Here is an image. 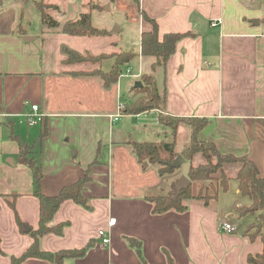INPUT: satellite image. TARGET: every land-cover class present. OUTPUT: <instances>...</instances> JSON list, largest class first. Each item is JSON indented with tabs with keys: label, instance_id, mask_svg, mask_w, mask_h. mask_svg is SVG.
Returning a JSON list of instances; mask_svg holds the SVG:
<instances>
[{
	"label": "crops",
	"instance_id": "0c3cea01",
	"mask_svg": "<svg viewBox=\"0 0 264 264\" xmlns=\"http://www.w3.org/2000/svg\"><path fill=\"white\" fill-rule=\"evenodd\" d=\"M17 1L0 0V264H12V257L21 256L32 243L2 194L16 197L25 226L39 224L34 173L13 135L24 146L36 144L32 156L42 168V190L48 195L75 182L90 167L91 180L84 192L94 209L64 202L52 222L70 220L71 225L63 236L47 234L42 239V247L52 252L94 240L83 257L67 259L72 264H142L126 236L142 241L151 264H168L166 252L176 264H250V253L264 252L261 241L244 235L250 224H260L258 215L241 217L236 212L251 203L236 180L240 163L224 165L230 187L209 205L192 201L186 212L154 214L146 196L168 191L176 175L180 179L188 170L182 172L180 167L173 175L161 176L159 165L141 163L132 145L175 141L182 151L179 136L188 125L191 140L189 123H182L173 134L159 114L206 118L200 139L213 142L223 153L248 156L264 173L263 0H138L140 8L157 20L161 35L195 33L179 42L166 70L156 72L159 87L166 89L165 109L139 114L122 112L119 102L133 96L135 83L150 71L151 58L138 55L110 87L98 75L74 74L78 70L63 67L64 44L55 61L45 55V40L28 31ZM84 2L79 0L62 22L51 16L62 25L86 12ZM257 18L259 24L254 22ZM45 27L46 33H63L62 26ZM151 28L150 22L139 18L140 36ZM24 36L36 38L28 41ZM136 48L133 52L140 53V42ZM32 104H39L46 117L28 125L19 114L30 112ZM45 126L48 132L40 147L36 142ZM186 161L199 165L206 158L197 153ZM113 217L116 221L110 225ZM246 218L241 226L239 219ZM224 221L233 223L236 231H222ZM100 229L110 235L109 245L100 243ZM21 264L56 263L30 258Z\"/></svg>",
	"mask_w": 264,
	"mask_h": 264
},
{
	"label": "trees",
	"instance_id": "16d2710c",
	"mask_svg": "<svg viewBox=\"0 0 264 264\" xmlns=\"http://www.w3.org/2000/svg\"><path fill=\"white\" fill-rule=\"evenodd\" d=\"M138 3V0H136ZM36 7L40 10L41 20L47 27L62 26L64 34L75 37H94L107 35L106 29L96 27L92 22V11L101 10L103 7L100 2L95 0H85L84 6L86 12L80 13L79 17L69 19L62 25L54 19L48 11L53 7L51 3L43 0L35 1ZM139 5V3H138ZM140 7V6H139ZM145 20L152 24V28L144 30L140 36L141 52L119 51L103 52L99 54L81 53L66 45L62 47L65 54L63 62L66 65L77 63H98L99 66L92 71L83 70L73 71L77 75H98L103 81L105 87H110L117 82L124 73L125 68L131 65V62L138 56L142 55L152 59L149 72L141 76L142 86L133 88V96L125 99V113L139 114L152 109H165L166 89L164 91L158 85L156 72L163 68L166 70L170 58L177 50L179 42L189 36L195 35L192 31L186 32H166L160 33L157 20L151 17L147 12L141 9ZM264 21V17L262 18ZM20 32L24 33L21 24ZM22 30V31H21ZM105 59H113V64L109 70H104L100 65ZM159 120L170 126L175 134L182 123H189L191 127L190 143L182 151L176 149V142L167 141H134L132 142L135 153L141 163H150L159 165L158 172L161 176L173 175L180 168L170 166L179 154L187 160H192L197 153H202L206 158L205 163L199 165L190 164L187 176L192 183L184 188L178 196L175 195V185L178 178L172 182L171 188L161 194L146 196V199L152 203V212L154 214H163L170 210L177 212H186L192 201H198L207 206L212 200L219 197L220 192L227 191L230 187L231 178L225 173L224 165L227 163H240V169L236 176L238 187L244 196L250 198L251 203L243 207H238L236 212L241 216L249 213H256L262 227L259 228L255 223L250 224L244 232L251 241L259 240L264 244V173H261L256 163L248 156H236L234 154L223 153L213 142L200 139L199 134L207 124L206 118H187L177 117L168 114H159ZM45 126L39 137L37 144L41 147L43 139L47 135ZM14 139L19 141L20 149L25 162L32 168L35 179L34 195L39 201V224L36 228L31 227L27 233L32 238L31 245L21 256H13L12 264H21L30 258L48 260L56 264H72L67 259L83 257L87 251L95 244L90 240L85 246L79 248H70L52 252L42 247V239L47 234L63 236L66 228L71 225L70 220L53 223L54 216L68 200L92 211L94 209L91 199L85 195L86 183L91 180L90 167L84 171V174L75 182L64 185L56 194L48 195L42 190L43 171L36 158L32 156V149L35 145L24 146L18 135H13ZM10 207L15 211L16 221L23 230L25 222L20 217L16 208V197H10L8 194H2ZM128 244L136 250L142 264H151L145 258L143 253L142 241L136 237L126 236ZM0 251L3 252L0 247ZM168 264H176L174 258L168 253ZM56 256L60 257L56 262ZM250 264H264V252L250 253L248 255Z\"/></svg>",
	"mask_w": 264,
	"mask_h": 264
},
{
	"label": "rangeland",
	"instance_id": "374dc122",
	"mask_svg": "<svg viewBox=\"0 0 264 264\" xmlns=\"http://www.w3.org/2000/svg\"><path fill=\"white\" fill-rule=\"evenodd\" d=\"M19 1L20 2L17 1L18 7L24 10V23L26 24L28 31L37 33L38 35H40L41 40H45V55H49L53 61H55L57 56H59V48L62 44L84 54L87 52L92 54H99L103 52H111L114 50L134 51L135 49H137L136 47L138 42H140L139 18H145L142 15L141 8L139 7L136 0H95L96 2H100L103 8L101 10L92 11V22L96 27L106 29L108 34L105 36H94L86 38L72 37L64 33H46L47 28L42 23L40 10L35 5V1L41 0ZM43 1L51 3L52 5H56L55 9H53V7H50L48 8V11L50 14L52 13L53 15H55V18L59 19L61 22L70 17L79 2V0ZM82 1L85 0H81V2ZM43 29L45 30L44 32ZM110 42H113L114 46L110 45ZM113 61V59H105L100 66L107 71L111 68ZM98 66V63L87 62L71 65L64 64L63 67L71 70L76 69L89 72L93 69H96ZM125 69H127V67ZM160 69H158V71ZM19 124L22 123L20 122ZM184 126L185 128H187V132L183 130L180 133L178 145L179 149L180 147H187L190 143L189 126ZM190 164V161H186L181 166L180 170L182 172L187 171ZM176 177L179 178L180 176L176 175ZM213 204L216 203L213 202ZM245 220H247V218L239 219L241 226L245 223Z\"/></svg>",
	"mask_w": 264,
	"mask_h": 264
},
{
	"label": "built area",
	"instance_id": "2783aa9c",
	"mask_svg": "<svg viewBox=\"0 0 264 264\" xmlns=\"http://www.w3.org/2000/svg\"><path fill=\"white\" fill-rule=\"evenodd\" d=\"M213 25H217L218 22H213ZM127 73H130V70H127ZM125 102L121 100L119 102V108L123 112L125 110ZM21 117V122H26L28 125H35L39 122H42V120L46 117V114L40 111V105L39 104H32L31 106V111L30 112H25L19 114ZM120 116V113L115 115V120H118ZM116 221V218H111L109 221L110 225H113ZM220 228L222 231L226 233H234L236 231V226L229 222V221H224L221 223ZM98 236L100 238V243L104 246L109 245L110 243V235L107 233L105 229H100L98 232Z\"/></svg>",
	"mask_w": 264,
	"mask_h": 264
},
{
	"label": "water",
	"instance_id": "95a60500",
	"mask_svg": "<svg viewBox=\"0 0 264 264\" xmlns=\"http://www.w3.org/2000/svg\"><path fill=\"white\" fill-rule=\"evenodd\" d=\"M254 22L256 24H259L260 23V20L259 19H256L254 20ZM24 40H32L34 38H36V36H24L23 37ZM143 84H142V81L138 80L136 83H135V88H139L141 87ZM185 163V158L182 156V154H179L176 159L169 163L170 166L172 167H175V168H179L181 167L183 164ZM146 165H148L147 162H145ZM192 183V181L190 180V178L186 175H183L181 176V178L178 180V182L176 183L175 185V195L178 196L180 194V192L184 189V188H187L190 184ZM259 228L262 227V224H258L257 225ZM30 229L29 226H25L24 230L25 231H28ZM60 260V257L59 256H56V262H59Z\"/></svg>",
	"mask_w": 264,
	"mask_h": 264
}]
</instances>
